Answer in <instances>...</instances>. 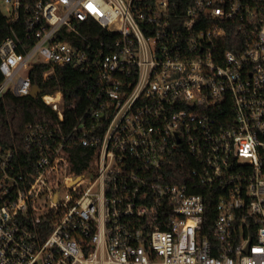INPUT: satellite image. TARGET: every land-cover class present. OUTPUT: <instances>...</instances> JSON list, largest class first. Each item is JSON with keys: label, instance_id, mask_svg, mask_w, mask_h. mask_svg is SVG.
Masks as SVG:
<instances>
[{"label": "built area", "instance_id": "built-area-1", "mask_svg": "<svg viewBox=\"0 0 264 264\" xmlns=\"http://www.w3.org/2000/svg\"><path fill=\"white\" fill-rule=\"evenodd\" d=\"M177 8L0 0L33 40L22 50L14 31L0 45V96L31 94L37 62L51 65L45 78L56 66L93 78L67 131L63 93H41L60 122L28 124L30 170L0 146V264H264V0ZM88 20L114 36L73 45L67 35ZM78 144L93 149L80 173ZM176 161L193 162L196 182L165 174ZM195 186L217 194L209 230Z\"/></svg>", "mask_w": 264, "mask_h": 264}, {"label": "trees", "instance_id": "trees-1", "mask_svg": "<svg viewBox=\"0 0 264 264\" xmlns=\"http://www.w3.org/2000/svg\"><path fill=\"white\" fill-rule=\"evenodd\" d=\"M25 1L31 2L32 0ZM174 1H177V10L179 11L188 8L193 4L194 0ZM80 29L82 31L81 35H67V39L77 47L84 45L86 39L93 40L99 44L100 41L114 36L94 20L81 23ZM14 31L26 44V47L22 50L31 47L33 40L27 37L22 24L20 22L16 24L10 23L9 18L0 9V45ZM227 38H232V34H228ZM50 68L51 65L48 63L37 62L30 70L29 75L33 85H37L43 90L42 94L55 93L57 91L63 93L66 104L63 125L67 131L72 128L76 121V113H81L84 107L90 103L88 93L93 85V78L78 69L63 66H56L55 72L45 78L44 73ZM3 81L4 76L0 71V85ZM42 94L34 97L31 94L17 95L12 90H7L0 96V146L13 148L16 151V164L23 172H27L34 166L33 156L35 152L29 149L24 141L28 124L39 122L56 126L60 122L57 111L43 100ZM76 98L78 99L77 108L69 109L68 106ZM72 150L73 154H71L70 158L71 168L75 172L80 173L88 167L90 163L89 157L93 154V149L78 144ZM185 156L186 160L190 159L189 156ZM192 163L190 161L186 167H182L180 161H176L170 168L165 170V174L178 175V179L173 180L174 182L183 183L184 177L192 183L196 182L195 177L191 175ZM192 192L203 193L207 197L204 228L209 230L217 216L215 208L217 194H214L213 191H210L205 186H195L192 188Z\"/></svg>", "mask_w": 264, "mask_h": 264}, {"label": "water", "instance_id": "water-1", "mask_svg": "<svg viewBox=\"0 0 264 264\" xmlns=\"http://www.w3.org/2000/svg\"><path fill=\"white\" fill-rule=\"evenodd\" d=\"M42 92H43V90L39 86L34 85L33 88H32V90H31V95L34 96V97H37Z\"/></svg>", "mask_w": 264, "mask_h": 264}, {"label": "rangeland", "instance_id": "rangeland-1", "mask_svg": "<svg viewBox=\"0 0 264 264\" xmlns=\"http://www.w3.org/2000/svg\"><path fill=\"white\" fill-rule=\"evenodd\" d=\"M37 60H39V58Z\"/></svg>", "mask_w": 264, "mask_h": 264}]
</instances>
